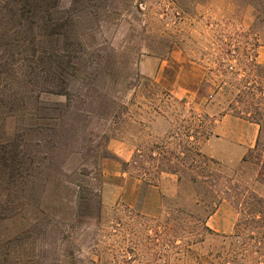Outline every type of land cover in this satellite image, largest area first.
<instances>
[{
  "label": "rangeland",
  "instance_id": "1",
  "mask_svg": "<svg viewBox=\"0 0 264 264\" xmlns=\"http://www.w3.org/2000/svg\"><path fill=\"white\" fill-rule=\"evenodd\" d=\"M80 2L66 96L0 39V264H264V0Z\"/></svg>",
  "mask_w": 264,
  "mask_h": 264
},
{
  "label": "trees",
  "instance_id": "2",
  "mask_svg": "<svg viewBox=\"0 0 264 264\" xmlns=\"http://www.w3.org/2000/svg\"><path fill=\"white\" fill-rule=\"evenodd\" d=\"M61 1L63 0H0V23L4 24V27H0V39L14 37L17 43L33 45L30 62L33 60L36 68L33 69L29 62L26 65L28 70L30 68L28 74L37 71L42 75L43 93L66 96L69 81L78 71L79 52L75 49L72 51H75V55H71V50L69 52L74 39L73 16L64 11L61 13L58 8ZM64 1H69L73 7L82 3L80 0ZM74 46L79 47V44L76 42ZM5 51L7 52L6 49ZM246 112L249 115V111ZM255 114L254 118L247 120L258 127L257 138L254 146L242 158V163L255 162L259 166V180L264 183V108L257 109ZM6 147L0 146V184L10 181L12 174H17L21 167V162L12 157ZM243 197L245 206L250 204L249 200L256 201L261 205V211L255 217L243 221L241 228H264V202L252 193Z\"/></svg>",
  "mask_w": 264,
  "mask_h": 264
},
{
  "label": "crops",
  "instance_id": "3",
  "mask_svg": "<svg viewBox=\"0 0 264 264\" xmlns=\"http://www.w3.org/2000/svg\"><path fill=\"white\" fill-rule=\"evenodd\" d=\"M257 59H258V63L264 65V52L263 53H260L258 56H257ZM252 124V123H251ZM255 125V124H254ZM256 126V125H255ZM258 128V127H257Z\"/></svg>",
  "mask_w": 264,
  "mask_h": 264
}]
</instances>
